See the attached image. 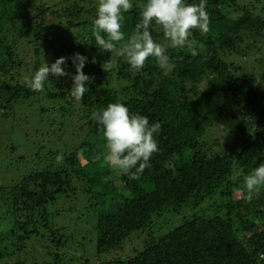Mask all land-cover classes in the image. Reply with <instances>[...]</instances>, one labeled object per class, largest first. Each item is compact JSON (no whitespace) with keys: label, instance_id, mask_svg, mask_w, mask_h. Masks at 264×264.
<instances>
[{"label":"trees","instance_id":"trees-1","mask_svg":"<svg viewBox=\"0 0 264 264\" xmlns=\"http://www.w3.org/2000/svg\"><path fill=\"white\" fill-rule=\"evenodd\" d=\"M144 3L132 0L123 13L126 39ZM98 4L0 0V112L35 104L43 125L36 132L47 139L28 157L32 169L1 188L0 264H264V187L250 200L244 187L264 163V0H207L209 31L191 34L198 55L167 48L174 64L167 75L154 57L136 71L126 57L97 48ZM150 32L168 44L155 22ZM77 52L88 57L83 72L93 81L79 102L70 96ZM59 57L67 58L65 75L50 74L41 92L25 86ZM116 101L161 125L159 151L135 178L104 163L102 126L92 117ZM60 198L74 207L55 209ZM75 198L86 203L93 251L50 221L78 207Z\"/></svg>","mask_w":264,"mask_h":264},{"label":"clouds","instance_id":"clouds-1","mask_svg":"<svg viewBox=\"0 0 264 264\" xmlns=\"http://www.w3.org/2000/svg\"><path fill=\"white\" fill-rule=\"evenodd\" d=\"M206 4L207 0L191 4L187 0H145L140 12L141 20L126 39L121 30L123 13L132 9V0H99L92 30L95 45L99 50L110 53L115 51L117 55L126 57L130 69L136 71L144 67L149 57H154L167 75L174 68L167 48L187 47L191 55H198L196 41L191 39V34L194 29L202 33L209 31L210 17ZM153 22L162 28L168 41L166 46L154 40L150 32ZM66 59L59 57L51 65L44 63L30 77L25 78V86L33 92L43 91L50 74L57 77L66 74L62 67ZM71 59L76 73L72 77L70 96L75 102H79L93 81L83 72L88 57L77 52ZM92 62L95 63V59ZM102 67L108 71L112 65L105 62ZM92 117L102 126L106 149L104 163L109 168L135 178L151 167V158L159 151L156 139L161 130L159 122L150 123L147 116L130 113L129 108L120 101L94 111ZM62 159L58 155L56 163H62ZM244 187L249 200L260 187H264V163H260L244 177Z\"/></svg>","mask_w":264,"mask_h":264},{"label":"rangeland","instance_id":"rangeland-1","mask_svg":"<svg viewBox=\"0 0 264 264\" xmlns=\"http://www.w3.org/2000/svg\"><path fill=\"white\" fill-rule=\"evenodd\" d=\"M35 109V104L30 105L27 103L26 106H16L15 112L11 115L0 112V192L2 191V187L10 186L32 169L33 166L30 159H33L35 152L41 144L43 145L47 143L45 136L43 134H39L40 132L38 131L36 132L38 127H43V125L37 118L38 115L33 112ZM24 113L26 114L27 119L23 117ZM217 131V133H213L212 138L219 136L221 129ZM221 136V138L224 139L225 133H222ZM64 142L66 146L71 145L73 143V139L68 138V140ZM48 143L51 144V141ZM62 145L61 141H58V143L56 141L54 142V147L56 148L62 149ZM30 155L31 157L28 159ZM20 157H26L27 159L22 162L19 159ZM70 201V198H60L55 203L54 208L64 209L63 207H74L75 202ZM76 202L78 203V207L72 211H64L58 214H53L50 217V221L54 227H65L64 233L74 234V242H83L87 244V247L93 246L91 249L93 251V239H90L91 236L88 228L84 225V223H86L85 218L88 216V212H85V202L83 199H81L80 202L76 200ZM54 208L53 210H55ZM80 235L85 236L84 241L81 240ZM39 245L40 244L33 245V251L30 255L35 257L40 255L38 252L40 248ZM72 246L73 243L71 244L70 255L73 258H76L79 255L72 250ZM80 251L81 249L77 250L78 253ZM83 255L85 254L83 253ZM95 264H97V262H95Z\"/></svg>","mask_w":264,"mask_h":264}]
</instances>
